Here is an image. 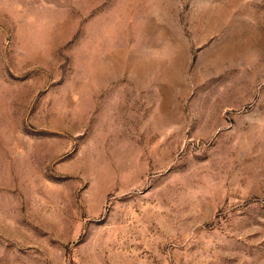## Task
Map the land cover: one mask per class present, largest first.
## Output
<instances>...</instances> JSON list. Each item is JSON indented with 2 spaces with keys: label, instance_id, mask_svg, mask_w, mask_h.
<instances>
[{
  "label": "rangeland",
  "instance_id": "374dc122",
  "mask_svg": "<svg viewBox=\"0 0 264 264\" xmlns=\"http://www.w3.org/2000/svg\"><path fill=\"white\" fill-rule=\"evenodd\" d=\"M0 264H264V0H0Z\"/></svg>",
  "mask_w": 264,
  "mask_h": 264
}]
</instances>
